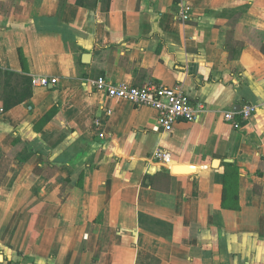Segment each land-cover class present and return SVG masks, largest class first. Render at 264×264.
<instances>
[{
	"label": "crops",
	"instance_id": "obj_1",
	"mask_svg": "<svg viewBox=\"0 0 264 264\" xmlns=\"http://www.w3.org/2000/svg\"><path fill=\"white\" fill-rule=\"evenodd\" d=\"M0 69L57 79L0 99V262L264 264V0H0ZM100 76L198 118L163 130Z\"/></svg>",
	"mask_w": 264,
	"mask_h": 264
},
{
	"label": "built area",
	"instance_id": "obj_2",
	"mask_svg": "<svg viewBox=\"0 0 264 264\" xmlns=\"http://www.w3.org/2000/svg\"><path fill=\"white\" fill-rule=\"evenodd\" d=\"M182 21L190 18V8L185 6L179 15ZM57 83L56 78L33 77V86L47 87L49 84ZM96 90L104 91L109 97L123 99L135 106H149L157 113L159 127L170 131L179 120L196 121L199 107L191 100L189 95L180 85L166 86L158 83H149L143 86H136L126 83H112L104 76H100L93 81ZM257 106L245 103L240 109V119L250 118L256 111ZM111 114V109L107 110ZM224 119L231 122L234 128H239L240 121L234 120L233 112H226ZM95 125L99 126V121L95 120ZM102 136V135H101ZM153 158L163 164H168L170 155L168 152L158 150L153 154ZM0 264H11L0 262Z\"/></svg>",
	"mask_w": 264,
	"mask_h": 264
},
{
	"label": "trees",
	"instance_id": "obj_3",
	"mask_svg": "<svg viewBox=\"0 0 264 264\" xmlns=\"http://www.w3.org/2000/svg\"><path fill=\"white\" fill-rule=\"evenodd\" d=\"M33 85L32 77L26 72H16L13 70L0 69V99L2 101L3 110H8L27 100L32 96ZM167 165V164H164ZM165 173V177L169 174ZM236 173H231L230 176H235ZM154 185V183H152ZM225 184V191H226Z\"/></svg>",
	"mask_w": 264,
	"mask_h": 264
},
{
	"label": "water",
	"instance_id": "obj_4",
	"mask_svg": "<svg viewBox=\"0 0 264 264\" xmlns=\"http://www.w3.org/2000/svg\"><path fill=\"white\" fill-rule=\"evenodd\" d=\"M89 56V54H85V56H84V58L85 57H88ZM218 160H216V162H217ZM181 170H183V167H179V168H174V172H179V171H181Z\"/></svg>",
	"mask_w": 264,
	"mask_h": 264
}]
</instances>
